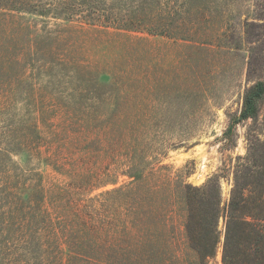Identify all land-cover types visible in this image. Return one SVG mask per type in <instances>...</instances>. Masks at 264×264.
<instances>
[{
  "label": "rangeland",
  "instance_id": "rangeland-1",
  "mask_svg": "<svg viewBox=\"0 0 264 264\" xmlns=\"http://www.w3.org/2000/svg\"><path fill=\"white\" fill-rule=\"evenodd\" d=\"M258 81L264 0H0V264H64L65 243L37 247L80 217L95 228L78 264H112L90 242L123 221L150 263L201 264L186 187L214 182L226 208L251 179L264 96L234 119ZM226 217L206 264H223Z\"/></svg>",
  "mask_w": 264,
  "mask_h": 264
},
{
  "label": "trees",
  "instance_id": "trees-1",
  "mask_svg": "<svg viewBox=\"0 0 264 264\" xmlns=\"http://www.w3.org/2000/svg\"><path fill=\"white\" fill-rule=\"evenodd\" d=\"M264 96V81L256 82L244 95L242 109L239 116L234 119V122L246 119L248 117H254L257 113V102ZM83 131V130H79ZM51 145L46 143V147ZM84 148V145L81 146ZM249 151L246 156L245 163L241 164L247 168V172L244 173L247 176H252L250 180H247L241 188L240 186H234L230 202L226 208L220 207V199L217 191V186L213 182L210 187L195 188L187 185L186 200L188 204L198 210V213L188 212L186 218L185 228L188 235L192 240L196 237L195 227L197 224L203 228L204 241H202L203 247L200 252L201 264H206L207 259L214 254L213 248L217 244L218 237L213 235V239L210 241V235L214 233L217 225V221L222 214H225L226 224L224 230V242L222 251V263L223 264H264V144ZM257 152V153H256ZM260 152L258 159L257 154ZM255 164L263 165L261 170L255 172L252 167ZM134 178L137 175H132ZM256 176V178H254ZM138 177V176H137ZM259 183L258 186H254L255 183ZM209 190H214L213 196L208 194ZM191 210V209H190ZM197 218V219H196ZM80 228H75L73 224L68 222V226L64 230L57 234V232L51 233V239L40 242L37 247V251H42L46 255L48 248L58 249L61 244L65 243L68 248L65 253L64 264H78L77 250L80 246L88 247L81 240L84 239V235L88 232L91 236L94 231L93 224H87L86 220L80 217V220L76 222ZM127 225L124 221L121 223V228L116 231V243L108 246L100 247L99 242L92 240L90 243L94 247H89L92 250L96 248L104 250L99 252V257L103 258V261H109L112 264H152L150 260L153 256H148L147 246L152 239L146 238L143 229L140 235H135L132 228L135 225ZM41 231V228L39 229ZM50 228L48 229V232ZM68 236H65L67 235ZM114 234V233H113ZM109 234L110 238L113 235ZM126 235L128 238H126ZM199 233L197 234V236ZM50 236V235H49ZM83 236V237H82ZM207 238L209 246L205 241ZM130 237V239H129ZM135 238L134 241L131 238ZM203 240V239H202ZM198 245V241H196ZM58 244V245H57ZM99 244V245H98ZM151 246V245H149ZM96 247V248H95ZM139 249L142 253L141 256L135 252V249ZM72 249L73 251H70ZM97 249V250H98ZM132 249V250H131ZM97 253V252H96ZM149 257V258H148ZM138 258L137 262L135 260ZM79 260V259H78ZM152 260V259H151Z\"/></svg>",
  "mask_w": 264,
  "mask_h": 264
}]
</instances>
